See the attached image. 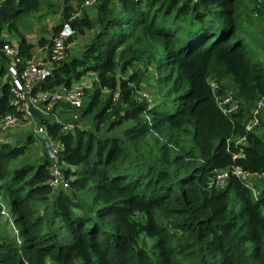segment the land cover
Instances as JSON below:
<instances>
[{"label": "trees", "instance_id": "trees-1", "mask_svg": "<svg viewBox=\"0 0 264 264\" xmlns=\"http://www.w3.org/2000/svg\"><path fill=\"white\" fill-rule=\"evenodd\" d=\"M69 1L0 0V75L6 73L2 30H16L22 56L30 57L34 44L18 24L46 5L62 14L54 33L67 20L75 35L93 33L80 55L55 62L34 90L69 86L95 73L98 86L85 106L61 104V113L78 112L80 120L93 110L100 89L109 90L92 127L65 131L48 118L40 123L63 146L58 159L68 185L61 189L48 182L53 160L34 130L21 142L0 143V191L18 228L13 235L0 229V264H264V182L256 193L234 175L223 188L208 187L217 168L235 164L264 172L261 115L258 125L245 129L264 97V57L254 58L238 27L251 12L264 23V3L119 0L117 6L97 0L94 16H72ZM152 65L159 87L150 100L138 97V90L141 74ZM128 68L127 78L116 77ZM212 77L222 80L217 94L234 91L237 111L218 106ZM11 96L6 77L0 119L12 109ZM128 120L122 132H109ZM241 137L246 140L234 144ZM38 142L39 157L35 145L29 147ZM239 150L243 156L233 158ZM49 197L48 211H40ZM3 209L0 200V215Z\"/></svg>", "mask_w": 264, "mask_h": 264}, {"label": "built area", "instance_id": "built-area-1", "mask_svg": "<svg viewBox=\"0 0 264 264\" xmlns=\"http://www.w3.org/2000/svg\"><path fill=\"white\" fill-rule=\"evenodd\" d=\"M117 6L119 0H112ZM264 3V0H259ZM97 0H80L81 7L95 5ZM77 12V11H76ZM73 12L72 16L78 15ZM254 16H258V12H254ZM76 33L75 28L69 20L64 21L57 32H53L51 37L44 43L35 44L30 57L22 56L17 42L5 39L2 44V52L5 56L6 75L10 84L11 99L10 104L12 109L5 112L0 119V132L17 130L25 126L34 125L31 129H45L37 123L28 113L29 106L39 109L45 119H50L53 122L59 123L65 131H73L82 126L78 112H64L61 104H67L71 108H79L83 105L85 91L83 86L77 81L71 82L69 86H59L54 89H37L34 90V85L37 81L44 79L53 69L54 63L59 62L68 54L69 39ZM222 80L216 77L209 79V85L218 106L226 113H232L238 110L239 102L234 96L232 89L226 88L221 94H217L221 86ZM264 110V97L257 101L253 109L250 120L246 123L245 129L252 130L259 123L260 115ZM60 111V112H59ZM49 137V136H48ZM51 155L53 160L52 177L49 179V184L53 187L57 183L62 186H67L68 181L59 171L58 155L63 149L62 143L57 139L50 138ZM13 136H0V143H11ZM245 137L235 139L234 144H241L245 141ZM243 156L242 150L233 153V158ZM234 175L242 179L248 186L252 188L253 193L257 192L256 181L264 179V172H251L243 169L241 166L232 164L230 166L217 168L212 176L208 179L209 188H223L227 185L228 179ZM5 213V210H2Z\"/></svg>", "mask_w": 264, "mask_h": 264}, {"label": "rangeland", "instance_id": "rangeland-1", "mask_svg": "<svg viewBox=\"0 0 264 264\" xmlns=\"http://www.w3.org/2000/svg\"><path fill=\"white\" fill-rule=\"evenodd\" d=\"M51 1H63V0H51ZM69 3H71L74 6L73 12L77 11L76 13H78V15H82L83 12L85 11L89 12L91 16H94L96 13V9H95L96 5H92L88 7H81L80 0H70ZM256 17L258 16H254V13L252 12L249 18L240 17L239 22H238L239 23L238 27H241L242 29H244V31L243 30L241 31L242 33H244L243 35L246 36L245 39L247 41V45L251 48L254 58L255 57L260 58V57H264V48L263 46L261 47V45L257 47L256 43L261 44V41L264 43V28H263L264 23L259 22V21L257 22ZM62 19L63 18H62L61 11L52 12V8L45 5L44 8H42L38 12H33L30 15H26V16L24 15L19 21L18 31L23 33L25 38L28 41L34 42V45L37 43L40 44L39 42L40 39H44L45 41H47L51 37L54 31L53 30L54 25H57L60 22H62L63 21ZM92 33L93 31L89 30V31H86L85 34L77 33L74 37L71 38V40L69 41V49H68L69 57L73 55L81 54L83 47L85 46L86 42L90 40V35ZM249 35H251V37H249ZM1 36L4 37V39H10V41L17 42L19 38V33L14 29L9 31L7 26H5V28L1 32ZM252 37L256 39L257 42L256 40H253ZM257 51L261 52V55ZM33 52H34V49H33ZM141 66L144 67L142 64ZM130 73H131L130 68H128L124 72L118 70V72L116 73L117 75L116 77L117 78H127ZM157 76H158L157 70L153 65L149 66L147 71L145 70L141 74V77H140V87L141 88L138 90V97L145 96L149 98L150 100H152L154 97L158 96L159 82H158ZM6 77H7L6 73H4L3 75H0V85L6 79ZM95 79H96V74L93 72H87L78 79L79 80L78 82L83 86L84 91H85V97H84V102L82 106H85L87 104V102L89 101L91 97V94L94 93V91L96 90L98 86L95 84ZM107 97H109V90H107L106 88H101L100 91L98 92L97 103L94 105L93 110L90 113H87V115H85L84 118L81 120L82 125H84L86 128L93 126V120H92L93 113L97 109L98 107L97 105L101 103V101H104ZM117 100H118V91L115 93V96L113 97L112 102L115 103L117 102ZM110 119L111 118H107L105 120L104 126H103L104 129L108 127ZM262 119L264 123V110L261 114V120ZM129 124H131L130 120L123 121L119 125L111 127L109 132H120V131L122 132V130ZM32 127H34V125L18 128L17 130L13 129L7 132L1 131L0 136L6 135V134L13 136V140L11 143L15 144L17 142H21L22 138L24 137V133L32 130L31 129ZM259 128L260 127H258L257 131L261 132L264 136V127H261V129ZM104 129L100 128V131H104ZM33 145H35V148L38 150L37 157L41 156L42 155L41 148H40L41 143L38 142L37 144H34V143L30 144L29 147L32 148ZM28 153L29 151L27 150L24 155L26 156L28 155ZM22 157H20L18 161L21 160ZM32 161H34V159H32ZM66 166H68L71 169H76V167L72 165H66ZM59 182L57 183L56 186H53L54 190L59 189V187L61 189L62 185ZM263 182H264V179H261L260 181L258 180L255 182V185L256 186L261 185ZM0 200H1L2 206L6 207L7 209L5 210L4 214L0 215V229H2L5 233L9 235L16 234L18 228L13 224V221L11 219L12 210H11L10 202H9V199L4 196V192L2 190L0 191ZM51 201H52V198L49 197L47 202H44L43 205L39 206L40 211L42 212L48 211V204ZM7 217H9V219H7Z\"/></svg>", "mask_w": 264, "mask_h": 264}, {"label": "water", "instance_id": "water-1", "mask_svg": "<svg viewBox=\"0 0 264 264\" xmlns=\"http://www.w3.org/2000/svg\"><path fill=\"white\" fill-rule=\"evenodd\" d=\"M27 111L29 113V115L37 122V123H42L43 121H45V118L42 114V112L37 109L36 107L33 106H29L27 108ZM35 134L38 138H40L42 140V144H43V149L44 151L48 154L51 155V146H50V139L47 135V133L43 130V129H37L35 131Z\"/></svg>", "mask_w": 264, "mask_h": 264}, {"label": "crops", "instance_id": "crops-1", "mask_svg": "<svg viewBox=\"0 0 264 264\" xmlns=\"http://www.w3.org/2000/svg\"><path fill=\"white\" fill-rule=\"evenodd\" d=\"M34 44V42H32ZM35 46V45H34Z\"/></svg>", "mask_w": 264, "mask_h": 264}]
</instances>
